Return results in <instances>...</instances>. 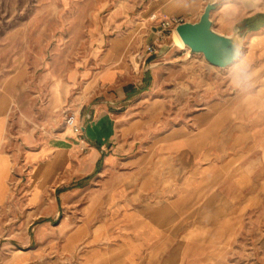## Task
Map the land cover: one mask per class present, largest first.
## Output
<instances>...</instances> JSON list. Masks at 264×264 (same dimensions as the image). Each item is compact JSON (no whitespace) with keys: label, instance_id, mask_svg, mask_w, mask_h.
Returning <instances> with one entry per match:
<instances>
[{"label":"rangeland","instance_id":"rangeland-1","mask_svg":"<svg viewBox=\"0 0 264 264\" xmlns=\"http://www.w3.org/2000/svg\"><path fill=\"white\" fill-rule=\"evenodd\" d=\"M151 1L0 0V113L7 122L0 264H97V213L108 214L103 206L97 212V169L124 171L127 148L138 151L152 143L158 150L190 135L202 146L222 147L230 198L218 205L214 200L212 213L191 222L181 254L149 255V261L264 264V45L252 38L264 26L244 31L238 58L224 68L201 54L186 55L175 40V25L160 31L148 88L122 104L115 138L123 158L107 163L106 154L81 172L89 162L79 146L83 140L74 150L61 138L46 141L62 131L84 137L66 119L72 115L78 126L76 107L94 88L67 76L85 66L90 26L97 24V44L110 39L111 48H120L113 37ZM208 1L191 0L187 11L170 19L195 21ZM259 13L264 0H219L210 17L215 30L229 34ZM152 23L161 24L158 18ZM250 24H264V18ZM130 65L140 68L138 61ZM127 81L122 77L113 85ZM125 256L119 254L118 262Z\"/></svg>","mask_w":264,"mask_h":264},{"label":"crops","instance_id":"crops-1","mask_svg":"<svg viewBox=\"0 0 264 264\" xmlns=\"http://www.w3.org/2000/svg\"><path fill=\"white\" fill-rule=\"evenodd\" d=\"M189 2L191 0L148 2L137 17L126 24L125 30L113 37L119 38L120 48H111L110 39L105 45L97 44V24L90 26L93 37L86 40L88 51L82 59L85 66L70 70L67 76L70 80H82L84 89L94 88L76 107L80 134L84 137L77 138L62 131V135L46 139L61 138L71 143L73 150L83 140L79 146L86 149L89 162L81 172L93 167L106 154L107 163L123 158L119 156L123 152L115 138V129L122 118V104L148 88V73H151L148 64L160 50L157 40L161 24L152 21L158 18L162 22L184 13ZM262 26L264 24H258L250 31L256 32ZM256 36V41L264 45V33H254L252 38ZM134 61L140 64L138 71L130 65ZM73 71L74 77L69 78ZM122 77L128 79V85H113ZM6 131L5 115L0 113V161L7 160ZM200 143L197 135H190L166 141L158 150L151 149L152 143L138 151L127 148L124 171L118 168L110 174L107 166L97 169V212L102 206L108 208L107 215L97 213V264H171L150 262L148 256L181 254L191 222L197 221L200 215L212 213L214 200L217 205L229 201L227 179L223 176L229 159L221 146ZM108 175L110 177H106ZM5 178L3 171L0 201L4 196ZM201 222L206 224L207 220ZM59 226H66V218ZM119 254L126 255L122 262H118Z\"/></svg>","mask_w":264,"mask_h":264},{"label":"water","instance_id":"water-1","mask_svg":"<svg viewBox=\"0 0 264 264\" xmlns=\"http://www.w3.org/2000/svg\"><path fill=\"white\" fill-rule=\"evenodd\" d=\"M218 4L219 0L206 2L197 20L181 21L174 26V30L188 48L189 54H201L209 64L224 68L238 58L242 48L243 33L251 29L242 26L240 22L229 34L215 30L210 13Z\"/></svg>","mask_w":264,"mask_h":264},{"label":"built area","instance_id":"built-area-1","mask_svg":"<svg viewBox=\"0 0 264 264\" xmlns=\"http://www.w3.org/2000/svg\"><path fill=\"white\" fill-rule=\"evenodd\" d=\"M179 22H181V19H180V18H172V19L169 18V19L163 20V21L161 22V26H162L161 31H162L164 28H166V27H168V26H170V25H176V24L179 23ZM66 125H69L75 133H76V132H79V134H80V132H81V127H80L79 125L77 126V125L75 124L72 115H70V116L66 119Z\"/></svg>","mask_w":264,"mask_h":264},{"label":"trees","instance_id":"trees-1","mask_svg":"<svg viewBox=\"0 0 264 264\" xmlns=\"http://www.w3.org/2000/svg\"><path fill=\"white\" fill-rule=\"evenodd\" d=\"M257 16H260V17L264 18V13H259V14L254 15L251 18L245 19L244 22H242V26H248L251 30L252 29H256V26L257 25H255V26L254 25H251L250 22H251L252 19H254Z\"/></svg>","mask_w":264,"mask_h":264},{"label":"bare ground","instance_id":"bare-ground-1","mask_svg":"<svg viewBox=\"0 0 264 264\" xmlns=\"http://www.w3.org/2000/svg\"><path fill=\"white\" fill-rule=\"evenodd\" d=\"M175 40H176V42L178 43V45L181 47V48H183L184 50H185V52H186V55H188L189 54V52H188V48L182 43V41H181V39L178 37V35L176 34V32H175ZM176 43V44H177ZM81 143L83 144V141H81ZM81 145V144H80ZM81 147V146H80Z\"/></svg>","mask_w":264,"mask_h":264}]
</instances>
